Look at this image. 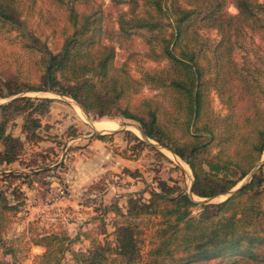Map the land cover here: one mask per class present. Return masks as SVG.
<instances>
[{
  "label": "trees",
  "instance_id": "16d2710c",
  "mask_svg": "<svg viewBox=\"0 0 264 264\" xmlns=\"http://www.w3.org/2000/svg\"><path fill=\"white\" fill-rule=\"evenodd\" d=\"M70 1L56 0L60 5ZM110 2L128 7L117 14L116 30L105 25L94 0H84L88 11L68 5L71 33L54 52L29 27L25 3L0 0V39L16 41L24 52L20 66H27L17 72L0 67V99H9L0 103L5 148L0 163L14 160L19 142L6 134V124L22 117L23 133L36 136L39 121L33 115L48 111L50 98L19 95L24 92L70 97L94 117L135 120L145 138L189 166L190 191L199 198L225 195L255 171L217 203L198 204L165 181L150 191L148 200L130 196L125 214L114 208L125 221L117 223L113 245L98 242L86 252L72 251L73 264H264V0ZM229 5L235 14L228 12ZM206 29L218 34L215 43L203 40ZM131 34L140 35L144 50L139 55L156 67L131 73L127 60L133 51L115 62V42ZM254 36L259 43L249 47L246 39ZM145 89L158 95L142 97ZM210 91L223 114L212 107ZM161 93L167 109L157 99ZM112 134L92 139L106 141ZM144 217L148 230L136 221ZM147 232L149 247L144 248ZM57 239L47 235L36 243L45 248L38 258L48 259L47 264H59L51 259Z\"/></svg>",
  "mask_w": 264,
  "mask_h": 264
},
{
  "label": "rangeland",
  "instance_id": "374dc122",
  "mask_svg": "<svg viewBox=\"0 0 264 264\" xmlns=\"http://www.w3.org/2000/svg\"><path fill=\"white\" fill-rule=\"evenodd\" d=\"M20 1L25 3L23 16L29 27L54 52L71 33L66 21L68 5L79 11L89 10L84 0H72L68 5H60L56 0ZM94 1L103 10L105 25L116 30L117 14L126 11L127 5L112 6L110 0ZM227 10L231 14L237 12L233 5ZM201 35L207 43L219 39L215 30H202ZM5 39H0V67L10 66V70L16 72L27 69L26 65L20 66L19 55L24 52L19 44L16 41L7 43ZM246 42L252 47L259 39L254 36ZM115 47L117 64L123 62L130 51L136 53L127 60L133 74L142 68L157 66L145 63L139 55L144 50L139 34L121 37ZM19 95L47 97L51 102L47 112L33 115L39 121V127L34 128L36 136L23 133L22 117L8 122L5 127L6 134L19 142L13 151L14 160L0 163V264H47L48 259L38 258L45 248L36 245L47 235L59 237L51 245L52 261L73 264L72 251L86 252L98 242L113 245L115 227L125 221L114 208L118 207L125 214L130 196L148 200L150 191H158L159 182L165 181L187 192L198 204L203 201L217 203L246 183L255 171L254 168L225 195L210 200L199 198L190 191L193 177L189 166L157 142L141 135L135 120L87 115L72 98L51 92L29 91ZM155 95L158 94L145 89L141 96ZM157 99L167 109L162 93ZM210 99L214 110L223 114L224 107L213 91H210ZM8 100L0 99V103ZM98 123H110L113 128L101 132L96 128ZM109 133L114 134L106 141L92 139L95 134ZM137 139L146 144L141 145ZM4 149L0 140V151ZM3 204L9 209H3ZM262 206L264 208V194ZM197 212L196 207L193 214ZM143 219L136 221L141 229L148 230V217ZM146 235L148 232L142 235L144 248L149 247ZM6 249L11 252L4 253Z\"/></svg>",
  "mask_w": 264,
  "mask_h": 264
},
{
  "label": "bare ground",
  "instance_id": "6f19581e",
  "mask_svg": "<svg viewBox=\"0 0 264 264\" xmlns=\"http://www.w3.org/2000/svg\"><path fill=\"white\" fill-rule=\"evenodd\" d=\"M96 128H97L98 131L105 132V131H109L110 129H112L113 125L110 124V123H98L96 125Z\"/></svg>",
  "mask_w": 264,
  "mask_h": 264
},
{
  "label": "water",
  "instance_id": "95a60500",
  "mask_svg": "<svg viewBox=\"0 0 264 264\" xmlns=\"http://www.w3.org/2000/svg\"><path fill=\"white\" fill-rule=\"evenodd\" d=\"M141 135H143V134L141 133Z\"/></svg>",
  "mask_w": 264,
  "mask_h": 264
}]
</instances>
